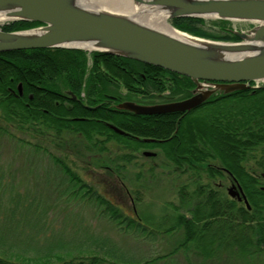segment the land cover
Returning a JSON list of instances; mask_svg holds the SVG:
<instances>
[{
    "label": "trees",
    "instance_id": "16d2710c",
    "mask_svg": "<svg viewBox=\"0 0 264 264\" xmlns=\"http://www.w3.org/2000/svg\"><path fill=\"white\" fill-rule=\"evenodd\" d=\"M170 21L195 36L239 39L230 20L176 17ZM37 25L36 21L14 20L0 27L14 31ZM194 86L186 75L101 51L56 47L0 52V153L20 156L23 175L17 187L10 162L0 164V264H175L176 254L182 251H192L201 264L216 263L228 242L245 253L244 264H255L258 259L264 264V85L218 91L185 112L135 114L116 108L125 100L182 99ZM84 116L88 118H70ZM175 128L177 132L164 142L140 138H164ZM111 140L127 151L117 152L114 158L106 155L107 148L99 151L104 148L102 142ZM155 145L193 179L190 193L186 185L179 190L184 202L196 198L188 211L203 208L204 216H197L200 220L206 214L213 220L227 218L223 225L228 230L240 226L239 237L232 233L227 242L214 238L217 229L200 227L199 231L194 219L179 213L169 218L166 228L143 222L136 213L138 196L123 185L121 168L134 151ZM71 155L75 158L69 162ZM77 159L82 165H77ZM76 167L86 173L101 168L116 177L118 184L107 192L100 181H85ZM232 177L243 189L249 208L223 193L225 181ZM215 179L220 181L212 186L210 181ZM128 200L134 216L124 207ZM72 203L90 206L92 216L124 236L152 241L181 232L183 238L160 255L135 260L115 240L96 233L90 223H74ZM183 259L192 264L187 257Z\"/></svg>",
    "mask_w": 264,
    "mask_h": 264
},
{
    "label": "water",
    "instance_id": "95a60500",
    "mask_svg": "<svg viewBox=\"0 0 264 264\" xmlns=\"http://www.w3.org/2000/svg\"><path fill=\"white\" fill-rule=\"evenodd\" d=\"M97 1L0 0V23H40L14 31L0 28V52L56 47L101 51L156 65L194 82L191 95L183 99L161 103L125 100L116 104V108L135 114L189 111L215 92L246 89L248 81L264 78V0H128L129 8L166 12L168 19L201 17L250 23L252 26L245 30H233L237 41L208 39L172 27L184 35L175 36L141 21L133 16L136 13H124L121 4L101 7ZM108 126L124 133L113 124ZM227 191L249 208L239 184L232 183Z\"/></svg>",
    "mask_w": 264,
    "mask_h": 264
},
{
    "label": "rangeland",
    "instance_id": "374dc122",
    "mask_svg": "<svg viewBox=\"0 0 264 264\" xmlns=\"http://www.w3.org/2000/svg\"><path fill=\"white\" fill-rule=\"evenodd\" d=\"M167 22L172 26V23L170 19H166ZM146 23V22H145ZM2 23H0L1 25ZM244 22H232V28L236 29H246L249 27V24H245ZM175 28V27H174ZM6 66L7 69H11V67L8 65ZM5 70V69H3ZM119 91L124 93V87L119 85ZM166 93V92H165ZM69 118V117H68ZM74 120H85L86 116L84 117H70ZM177 128L173 130L172 133L165 136L164 138H156V137H140L145 140H150L151 142H164L171 138L172 134H175L177 132ZM122 134V133H121ZM67 138H71L72 136L66 135ZM99 138V137H98ZM139 138V137H137ZM104 144V145H103ZM102 145L104 148L99 149V151H105L106 149V155L110 158H114L117 155V152H124L127 151V149L122 148L115 142L114 140L102 142ZM103 151V153H104ZM143 151H152L156 152L157 155H144ZM88 154V153H87ZM62 155V154H61ZM74 155H71L69 157L70 159ZM79 159H84L83 157H79ZM79 159H77L75 162L77 165H82L83 162H81ZM128 161L123 163L121 168V176H125L124 180L125 182H122L125 188L132 189L134 192H136L138 196V200L136 203V213L138 212V215H141L143 217V222L147 224L148 226H154L159 225L163 228H166L169 226L170 220L169 218L174 216L182 214L186 218H189L191 220L194 219L195 223L197 222V226L199 228V231H201V228H207L211 227V229L215 230L217 229L216 234L213 233L212 235H216L214 238H221L223 241L227 242L226 240L230 238L229 236L232 235V233L239 237L241 233H243L242 229H240V226L232 225L231 229H227V225H223L224 221L228 220L227 218L217 216L215 217V220L211 216H208L206 214V217L203 219H198L197 216L203 215L204 209L201 208L200 211H194L192 212L188 211V207L193 208L195 205L196 198L190 197V201L184 202L182 198H180L179 190L181 187L186 185V189H188V193L193 189V184H191L190 180L191 177L188 173H185L181 171L180 165L178 162H175L176 166L169 161L162 153L160 148H158V145H155L153 148H143L139 151H134L133 156L128 157ZM21 160L20 156L12 158V156L5 155L4 153H0V164L5 163V161L10 162V168L12 171H15V183L16 186L21 185V180L23 178V175L19 172V163ZM43 164H41L42 169ZM77 170L80 172L81 177L88 181L90 184H95L97 181H100L103 185H106V191L109 192L113 188H115L118 184V180L116 177H113L111 175L108 176V173L103 171L101 168H95L93 170L88 171L87 173L83 170L76 167ZM94 168V167H93ZM16 169V170H15ZM124 171V173H123ZM52 177V176H51ZM54 178V175L52 179ZM190 178V179H189ZM219 179H215L210 181L212 186H214V182ZM123 181V180H121ZM205 180H201L202 183ZM229 186L228 181H225L224 187H222L223 193L227 194L226 188ZM102 190V189H101ZM229 195L227 194V197ZM230 197V196H229ZM76 203V202H74ZM132 202L128 200L124 203V207L128 211V213L132 216H134L133 210H132ZM72 214L71 219H74V223L81 222L83 224L90 223L91 227L96 233H100L102 235H107L113 240H115L117 243H119L135 260H142L145 258H151L156 255H160L164 253L167 248L171 244H174L177 240H182L183 234L181 232H178L173 237L168 236H161L159 235L154 240L149 239H138L133 238L131 236L122 235L116 230L107 225L104 220L101 218H96L92 216V208L88 205L84 204H73L72 203ZM204 207V205H203ZM69 208V207H68ZM195 213V214H194ZM195 215V217H194ZM140 216V217H141ZM194 217V218H193ZM61 219V217H58ZM60 221V220H58ZM67 224H70L68 220H65ZM207 223V224H206ZM72 224V223H71ZM205 224V225H203ZM218 225V226H217ZM201 227V228H200ZM66 230H69L68 226H65ZM210 229V230H211ZM233 229V230H232ZM204 232H207L204 231ZM211 235V234H210ZM197 239H201V233L197 234ZM232 238V237H231ZM230 238V239H231ZM232 241V240H231ZM177 243V242H176ZM230 242L226 243V247L224 251L221 252V255L218 256L216 263L214 262H204V264H244V255L245 253H239L237 252L239 249H234V246L230 247L228 245ZM232 243V242H231ZM192 250L194 248H191ZM175 264H185L186 261L183 259V257H187L190 259L192 264H201L199 260L200 258L196 257L195 254L192 251H182L178 252L176 254ZM220 257V258H219ZM260 260L258 259V262ZM255 264H261L260 263ZM158 264H161L159 262ZM253 264V263H252Z\"/></svg>",
    "mask_w": 264,
    "mask_h": 264
},
{
    "label": "bare ground",
    "instance_id": "6f19581e",
    "mask_svg": "<svg viewBox=\"0 0 264 264\" xmlns=\"http://www.w3.org/2000/svg\"><path fill=\"white\" fill-rule=\"evenodd\" d=\"M110 3H117V4H121L124 13H128V14H134L133 16L138 17L141 21H144L146 23H149L151 25H153L154 27L165 31L167 33H170L172 35L175 36H184L183 34L178 33L177 31H175L172 26L167 22V13L166 12H160V11H155V12H145L143 11V8H134V7H130V4L128 2V0H99V2L97 1V4L101 7H109ZM3 19L0 18V21H2Z\"/></svg>",
    "mask_w": 264,
    "mask_h": 264
},
{
    "label": "flooded vegetation",
    "instance_id": "af4514ba",
    "mask_svg": "<svg viewBox=\"0 0 264 264\" xmlns=\"http://www.w3.org/2000/svg\"><path fill=\"white\" fill-rule=\"evenodd\" d=\"M189 96H190V95H189ZM227 181H228V183H229V186H230L232 183H234V182H235V180H234V178H233V177H232L231 179H229V178H228V180H227ZM229 186H228V187H229ZM228 187H227V188H228Z\"/></svg>",
    "mask_w": 264,
    "mask_h": 264
},
{
    "label": "built area",
    "instance_id": "2783aa9c",
    "mask_svg": "<svg viewBox=\"0 0 264 264\" xmlns=\"http://www.w3.org/2000/svg\"><path fill=\"white\" fill-rule=\"evenodd\" d=\"M263 83H264V81H263Z\"/></svg>",
    "mask_w": 264,
    "mask_h": 264
}]
</instances>
